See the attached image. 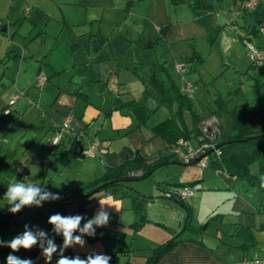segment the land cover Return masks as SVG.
Here are the masks:
<instances>
[{
    "label": "rangeland",
    "instance_id": "374dc122",
    "mask_svg": "<svg viewBox=\"0 0 264 264\" xmlns=\"http://www.w3.org/2000/svg\"><path fill=\"white\" fill-rule=\"evenodd\" d=\"M95 15L93 20L88 18ZM62 19L71 26L61 30ZM0 24V59L10 52L4 62L9 68L0 82V98L8 102L11 95L20 94L16 104H7L4 109L9 110L7 113L0 112V213L3 214L9 212L10 205L4 196L11 183L27 181L41 188L43 194L53 192L57 185L79 188L93 173L101 174V167L96 169L98 165L93 163L96 160L76 157L68 161L67 157L50 153L54 132L49 131L46 123L42 124L43 107L53 101L59 88L70 92L80 89L89 94L88 105L79 99L74 113L86 105L93 112L101 108L98 121L92 125V134L97 130L95 140L100 142L104 138L101 140L104 147L113 131L111 122L131 118L135 127L138 124L150 127L178 109L176 102L167 105L144 90V79L158 62L165 65L179 88L186 82L193 86L191 109H183L188 127L192 126L193 113L205 117L214 109L217 97H222L226 107L239 114L243 113V105L254 111L264 110V60L253 63L244 44L248 41L264 51V1L254 10H246L241 0H0ZM166 25L169 29L163 31ZM109 59L123 65L115 74L120 102L135 99L133 106L114 110L111 118L106 113L113 107L117 94L110 89V83L106 86L103 76ZM177 63L184 65L185 73L175 68ZM39 75L49 78L44 86L38 84ZM209 119L206 117L204 122ZM118 138L125 139L124 135ZM190 140L197 142L196 138ZM38 146L49 152L50 166L32 164L28 174H24L23 163ZM171 157L168 164L157 167L147 177L124 181L107 188V192L100 191L107 194L105 197L115 196L125 203L124 207L130 204L129 196L122 197L124 191L137 192L146 199L148 213L154 219L151 202L165 201L173 208L168 212L170 217L173 214V220L150 224L135 237L138 250L133 262L141 263L150 254V248L158 245L142 234L153 230L167 235L182 229L185 208L163 193L173 184L184 182L190 167L204 171L205 178L199 182L201 188L187 198L204 242L220 255L229 247L227 255L234 264L240 255L250 254V249L243 251L236 246L238 240L231 232L238 221L253 226L260 237L264 236L261 228L264 227V189L225 171H216L211 165L213 152L190 164ZM201 162L207 167L202 169ZM92 171L95 172L90 174ZM83 192L77 197L90 190ZM101 193L96 191L88 198ZM67 194H62L63 203L44 200L40 206L24 207L22 210L30 207L25 212L34 218L30 229L44 231L54 242H63L62 234L57 235L48 220L54 214L63 216L67 204L78 202L68 203L72 198ZM176 212L183 214L179 226ZM8 236L0 232V240L6 241ZM121 253L118 257L126 264Z\"/></svg>",
    "mask_w": 264,
    "mask_h": 264
},
{
    "label": "crops",
    "instance_id": "0c3cea01",
    "mask_svg": "<svg viewBox=\"0 0 264 264\" xmlns=\"http://www.w3.org/2000/svg\"><path fill=\"white\" fill-rule=\"evenodd\" d=\"M81 2V1H79ZM73 4L72 2H70ZM242 2V6H243ZM23 5V4H22ZM90 20H93L96 18L95 16L88 17ZM80 24V23H78ZM71 25L65 20L62 19V25L61 30H63L64 27H70ZM167 29H169V26H165ZM4 27L1 29L4 31ZM166 29V30H167ZM103 51V49H102ZM106 63L105 70L103 72V76L105 77V84L106 86H109L110 83V89L113 92H116V99L114 101L113 107L109 109V112L106 113V115L111 118L112 112L114 110L119 109L122 106H133L135 104V99H130L124 104L120 102V96H119V82L117 81V77L115 74H117L120 71V66L123 67V65H120V63H117V61L113 59H109ZM154 65V64H153ZM166 68V67H165ZM99 71L100 68L98 69ZM134 72V71H133ZM186 72V71H185ZM40 73V69L38 70V74ZM135 75H138L136 71L134 72ZM150 74V73H149ZM148 74V76H149ZM100 76V74H98ZM49 79L45 78L44 82ZM145 80V79H144ZM2 81V80H1ZM43 82V86L45 83ZM144 90L145 85H144ZM150 93L153 97H155L151 91H147ZM89 94L82 92L80 89L77 92H70L66 91L63 88H59L56 91L55 98L53 101L49 104H46L44 109L45 116L42 115V124H47V127L49 128V131L54 132L55 126L60 124L64 121V119L71 115L73 117V124L76 127L77 133L75 136L72 137H66L63 136L60 144L55 147L57 148H51V154L56 153L60 155L61 157H67L68 161L72 160L76 157H82L83 159L89 158L91 161L96 160L93 162L95 165H98L96 167H101V174L100 176H95V171L90 172L93 173V177L90 179V177L86 180L84 186H81L79 188H69V187H59L57 185L56 189L51 192L52 195L60 197L59 203H63V195L64 196H71L70 198H79L77 203H71L68 201L65 212L63 216H76L80 215L83 216L84 219L81 220L83 224H85L88 220L93 219L101 210V204L100 201L104 204L112 205L111 207L105 205V210L110 213V219L109 224L107 226L103 227H96L95 229V235L94 236H88L84 237V245H74L72 247H69L64 250L63 255L68 258H75L76 256H79L81 259H86L89 254H103L108 255L111 257V260L109 261V264H125L124 261H120L122 258L118 257V254L121 253L122 256L126 259V264H135L133 262L132 257L135 255V248H138L136 245L135 247V237L141 235V231L143 229H146L148 225L154 224V223H163L167 222L168 220H173V214H171V217L169 216V211L173 210L171 206H169L165 201L163 202H151L154 205V211L153 214L156 215V219L154 215L148 213L147 210V204L146 199L144 200L145 205V211L144 214L148 218V221L145 222L141 227L135 230L133 227V223L138 219V215L134 212L133 206L135 203V200L133 199L132 195L130 193H126L124 191V194L122 197H130V204L128 207L122 203L121 200L110 197H105L106 193H101L100 190L99 193H101L100 196H92L88 198L90 192L86 193L85 195L81 197H77L78 194L84 190V192H87L90 190V188L87 187V185L91 182H93L95 179L101 177L103 173L105 172L107 167L117 166L121 164L123 161L130 159L133 157L135 150H139L142 154L152 157L157 155L159 152H162L166 149L167 144L166 142L161 139L160 137L154 136V134L151 131V127H147L145 124H138L136 127L133 125L134 122L130 119L127 121L125 119L116 120L115 122H111V128L113 131L109 133L108 139H107V145L104 147L103 142L101 140H105L102 138L97 146L96 152L93 155H88L87 152L89 150V142L94 141L97 136V130L92 134L94 127L92 126L94 122H97L100 114H101V108H96L95 111H90L88 109V102H89ZM79 99H83L86 102V106L81 109L80 112L77 111V113H74L75 109L78 108L79 105ZM17 102H15L16 104ZM8 102L1 100L0 98V112L4 110L7 106ZM44 121V122H43ZM157 124V123H156ZM155 125V124H154ZM42 126V127H43ZM127 131L124 135L125 139H119L118 137L123 136L121 135L123 131ZM118 138V139H117ZM86 139V145H83V140ZM116 140V141H115ZM124 141L128 142L129 145L126 143H123ZM115 142H117V145H115ZM77 153H82V156L76 155ZM49 152L46 151V149L43 146H38L37 148H34L31 154H28L26 157L25 162L23 163L24 166V174H28L30 171V165L35 164L39 166H50V159L49 158ZM75 161V160H74ZM99 161V163L97 162ZM22 165V166H23ZM202 167V166H201ZM192 168V169H191ZM205 167H202L204 169ZM188 173V174H187ZM45 171L42 173L44 176ZM185 179H183L184 182L182 184H188L192 182H201L204 177V171L200 168L196 167H190L189 172H186ZM22 182L27 183V181L22 180ZM120 185V184H118ZM117 185L111 186L115 187ZM110 187V188H111ZM96 190V189H95ZM103 192H107L106 190H101ZM165 191V190H164ZM83 192V193H84ZM93 192V191H92ZM164 194V193H163ZM142 197V196H141ZM192 197V196H191ZM93 198V199H92ZM170 201H175L171 198H168ZM75 202V201H72ZM186 204L191 208V205L188 202V199L186 200ZM35 206V205H34ZM23 209V208H22ZM21 209V210H22ZM19 212H22V211ZM25 211H27L25 209ZM22 212L18 214L17 216H14L16 222L13 223L12 226H10L7 229H0V232H2L5 235L9 234L6 241H10L14 237L18 235H22L23 232L26 230L33 231L30 229L29 224H31V221H33V217L27 215V212ZM83 211V214H81ZM91 213V214H90ZM177 213V226L180 224V220L183 217V214ZM7 214H13L11 212H7ZM193 215V214H192ZM194 217L192 218V225L194 227H199L194 223ZM83 226V225H82ZM235 226H248L251 230L252 237L254 241L256 242V245L253 248H258L262 242H264V236H259L256 231L254 230V227L248 224H240V222L236 221ZM95 227V226H94ZM264 228V227H261ZM149 229V228H148ZM151 229V228H150ZM34 232V231H33ZM178 232V231H176ZM168 233L167 235L160 234L159 231H153L148 230V234H142V237H149L152 239V242H155L158 245L150 248L152 250L153 248L161 245L162 243L169 240L171 237H173L177 233ZM109 234V237L107 234ZM143 233V232H142ZM159 233L157 236L156 234ZM74 235H80V233H75ZM231 235L234 236V234L231 232ZM235 237V236H234ZM159 238V239H157ZM193 238V239H192ZM105 239V241H104ZM58 246H62L63 242L60 240H56L54 242ZM237 245V244H236ZM228 247V246H227ZM3 248V249H2ZM123 248V249H122ZM230 251L229 247L225 248L224 254H216L213 249H211L202 239L200 234H189L186 232V235H181V240L169 251H167L158 261L156 264H234V261L230 259V256L227 255V250ZM59 252L60 249L58 247L57 253L53 254L52 260L50 264H56L57 260L59 259ZM13 254L18 256L20 259H31L34 261V264H46L45 258L43 257L41 248L37 250V252H33L32 249L30 250H24L20 249L17 252H12V250L8 247L0 246V264H6V258L9 254ZM149 255V254H148ZM147 256V255H146ZM243 257V255H240L238 257V262ZM145 261L142 259L141 263L137 264H143ZM235 263V264H238Z\"/></svg>",
    "mask_w": 264,
    "mask_h": 264
},
{
    "label": "trees",
    "instance_id": "16d2710c",
    "mask_svg": "<svg viewBox=\"0 0 264 264\" xmlns=\"http://www.w3.org/2000/svg\"><path fill=\"white\" fill-rule=\"evenodd\" d=\"M241 1L244 3L246 0ZM166 29V27L163 28V31ZM9 54L10 52L4 56V59H0V82L7 74L6 68H9L4 63ZM144 85L145 89L151 91L162 103L171 105L176 102L178 105V109L172 111L170 117L151 127L154 136L160 137L166 142V149L152 157L135 150L132 158L117 166L107 167L101 177L89 183L87 187L90 188V192L93 188L100 191L106 190L127 180L147 177L157 167L168 164L172 159L171 156H174L171 151L180 138H197L202 134L200 125L206 117H215L218 121L215 145L220 150V154L217 156L213 152L215 157L211 159V165L215 170L225 171L231 176L247 181L251 186L264 189V110L254 111L249 106L243 105V113L239 114L236 110L227 108L222 97H217L214 109L210 110L205 117L193 113L192 126L188 127L183 116V109H191V95L181 91V88L173 81L163 63H154L152 72L144 80ZM76 155L82 156L83 154L77 153ZM174 160L184 163L176 157H174ZM190 163L192 162L187 164ZM195 183L198 182L177 183L170 188H166V190H176ZM131 195L135 200L134 212L138 215V219L133 223L136 230L147 222L148 218L144 214L145 199L135 191ZM171 199L185 208L186 216L182 229L166 242L153 248L150 254L145 257L143 264H156L167 251L171 250L181 240V235L184 232L191 235L201 234L202 232L200 227L192 225V210L186 204V199L182 200L176 196H172ZM15 222V218L0 214V229H7ZM232 233L238 240L236 246L243 251L252 250L256 245L248 226H234ZM38 249H40L39 242L32 248V251L35 253Z\"/></svg>",
    "mask_w": 264,
    "mask_h": 264
},
{
    "label": "clouds",
    "instance_id": "9594fccd",
    "mask_svg": "<svg viewBox=\"0 0 264 264\" xmlns=\"http://www.w3.org/2000/svg\"><path fill=\"white\" fill-rule=\"evenodd\" d=\"M60 197L54 196L49 192H43L41 188L32 183L14 182L7 186V192L4 199L10 205L8 211L15 214L26 206H40L41 201L56 200ZM101 210L93 218L88 220L83 227H81V220L84 219L80 215L76 216H62L60 214L52 215L48 223L53 225V231L63 236V245L58 246L53 239L48 238L44 231H28L26 230L22 235H18L10 241L0 240V246L8 247L12 252H17L20 249L30 250L39 242V247L42 250L43 257L46 264H50L53 254L57 253L59 247V259L56 264H109L111 257L103 254H89L86 259H81L79 256L75 258H68L63 255L65 249L74 245L83 246L85 241L82 238L84 235L94 236L96 227H103L109 224L110 213L105 210V205L111 207L112 205L104 204L100 201ZM95 226V227H94ZM79 232L80 235H74ZM6 264H34L31 259H20L18 256L9 254L6 258Z\"/></svg>",
    "mask_w": 264,
    "mask_h": 264
},
{
    "label": "built area",
    "instance_id": "2783aa9c",
    "mask_svg": "<svg viewBox=\"0 0 264 264\" xmlns=\"http://www.w3.org/2000/svg\"><path fill=\"white\" fill-rule=\"evenodd\" d=\"M264 0H246L243 4L244 9L246 10H254L259 3ZM1 25V24H0ZM245 46L248 50V56L253 63L258 62L259 60H264V51L255 48L250 42L245 41ZM175 68L180 73H185V67L183 64L177 63ZM45 80V77L39 75L37 78L38 84L42 85ZM192 84L190 82H186L184 86H182L181 91L185 94L191 95L192 93ZM20 94L11 95L8 100V106L14 105L15 102L19 99ZM7 113L9 110H4ZM201 126L202 134L196 138V143H192L190 139L180 138L176 145L173 147L171 153L174 157L178 158L184 163L194 162L195 159L206 152H214L215 155L220 154V150L215 145V134L217 132V124L218 121L215 117H211L207 121H203ZM77 130L73 124V117L71 115L67 116L63 122L55 126L54 134L51 138L52 148L58 146L63 138L75 136ZM99 142L97 140L92 141L89 144V150L87 152L88 155H93L96 152L97 146ZM202 167H207L205 162H201ZM219 171V170H216ZM201 188L199 183H195L193 185H186L180 187L176 190L165 191L164 196L167 198H172V196H176L182 200H185L193 195L195 190ZM250 254L244 255L238 264H264V242L258 247L253 248ZM262 252V253H259Z\"/></svg>",
    "mask_w": 264,
    "mask_h": 264
},
{
    "label": "water",
    "instance_id": "95a60500",
    "mask_svg": "<svg viewBox=\"0 0 264 264\" xmlns=\"http://www.w3.org/2000/svg\"><path fill=\"white\" fill-rule=\"evenodd\" d=\"M210 152H211V151L206 152V153L200 155L199 157H197V158L195 159L194 162H198V161H200L204 156L208 155ZM96 191H98V189L94 190V192H96ZM94 192H90V194H93ZM78 199H79V198H74V199H70L69 201L72 202V201H76V200H78ZM48 201L59 202L58 199H56V200H51V199H49ZM30 207H32V206H30ZM30 207H28V208H30ZM28 208H26V210H27ZM24 211H25V210H23L22 212H24ZM22 212H18V213H15V214H3V213H0V214L5 215V216L11 218V217L17 216L18 214H20V213H22Z\"/></svg>",
    "mask_w": 264,
    "mask_h": 264
}]
</instances>
